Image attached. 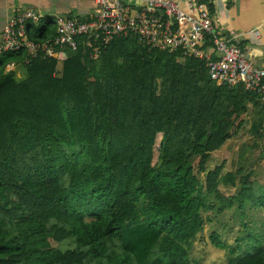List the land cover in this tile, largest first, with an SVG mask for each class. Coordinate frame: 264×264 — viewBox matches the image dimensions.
Instances as JSON below:
<instances>
[{"label": "trees", "instance_id": "trees-1", "mask_svg": "<svg viewBox=\"0 0 264 264\" xmlns=\"http://www.w3.org/2000/svg\"><path fill=\"white\" fill-rule=\"evenodd\" d=\"M44 27L29 38L49 39ZM24 55L0 57V264H187L204 214L264 208L249 177L225 197L235 174L222 175L224 161L207 169L257 95L126 37L96 61ZM239 241L210 235L228 264H264V229Z\"/></svg>", "mask_w": 264, "mask_h": 264}, {"label": "built area", "instance_id": "built-area-1", "mask_svg": "<svg viewBox=\"0 0 264 264\" xmlns=\"http://www.w3.org/2000/svg\"><path fill=\"white\" fill-rule=\"evenodd\" d=\"M95 12L86 21L57 18L52 38L32 41L28 26L43 16L25 9L7 19L0 32V57L24 52L22 64L47 59L60 51L79 52L96 61L116 38L136 40L150 50L179 53V61L204 62L209 79L264 98V67L254 66L224 35L219 22L201 0H145L138 6L122 0H90ZM254 36L257 31H252ZM10 62L6 70L14 69Z\"/></svg>", "mask_w": 264, "mask_h": 264}, {"label": "rangeland", "instance_id": "rangeland-1", "mask_svg": "<svg viewBox=\"0 0 264 264\" xmlns=\"http://www.w3.org/2000/svg\"><path fill=\"white\" fill-rule=\"evenodd\" d=\"M59 56V62L67 57L72 51ZM16 78H25V70L22 67L14 69ZM161 137L158 136L154 148V161L156 162L158 147ZM224 161L222 175L235 174V185L220 184L219 191L225 197L235 196L239 190V179L249 177L256 196L264 195V125H243L238 133L216 152L211 155L207 164L208 170H213ZM238 171H242L238 174ZM243 216L240 211L230 209L223 215L215 211L209 215L204 214L203 230L198 234L191 246L187 264H228V250L212 246L210 235L216 233L220 242L234 247L240 245L246 248L244 241L249 232L261 235L264 229V208L250 207L244 210ZM242 238V239H241ZM259 238V237H258ZM62 249L69 247L67 242L53 244Z\"/></svg>", "mask_w": 264, "mask_h": 264}, {"label": "crops", "instance_id": "crops-1", "mask_svg": "<svg viewBox=\"0 0 264 264\" xmlns=\"http://www.w3.org/2000/svg\"><path fill=\"white\" fill-rule=\"evenodd\" d=\"M143 1L145 0H122L132 7ZM210 2L213 5L211 15L219 22L224 35L230 38V43L237 46L254 66L264 67V0ZM25 9L36 10L43 16L37 25L28 26V35L36 34L40 26H45L43 38L53 37L57 18L86 21L95 12L90 0H0V32L7 19ZM253 30L258 32L257 36L252 34ZM63 53L66 52L58 53V60ZM60 64L59 62V66ZM18 67L20 65H16L14 69ZM245 106L247 111L243 125H264V98L252 97Z\"/></svg>", "mask_w": 264, "mask_h": 264}]
</instances>
